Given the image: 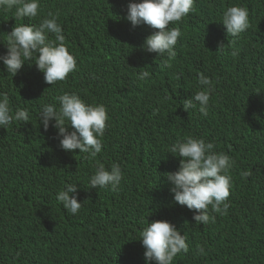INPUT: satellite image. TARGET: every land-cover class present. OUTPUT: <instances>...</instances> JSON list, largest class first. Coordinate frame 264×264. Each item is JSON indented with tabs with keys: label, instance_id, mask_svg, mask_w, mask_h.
Returning a JSON list of instances; mask_svg holds the SVG:
<instances>
[{
	"label": "trees",
	"instance_id": "1",
	"mask_svg": "<svg viewBox=\"0 0 264 264\" xmlns=\"http://www.w3.org/2000/svg\"><path fill=\"white\" fill-rule=\"evenodd\" d=\"M116 4L40 0V14L31 19H17L15 7L0 8V55L6 53L15 25L38 24L51 11L77 61V69L52 86L35 59L25 62L15 76L0 61V93L8 95L13 112L27 108L31 115L27 123L14 121L0 128V264H83L79 224L90 241L122 243L108 264H145L140 233L159 216L172 218L187 236L189 251L173 264H264V216L256 222L264 213V196L250 195L242 176L264 161V0H196L195 11L180 23L182 35L171 59L144 51L140 46L155 30L133 27ZM234 4L248 8L250 20V27L235 38L220 22L224 10ZM234 48L240 50L236 57L231 55ZM183 55L200 67L187 63ZM141 71H148L149 78L138 80ZM200 73L223 96L217 106L211 97L207 116L199 104L189 111L182 105L202 89L197 83ZM65 92L106 107L102 151L94 159L109 169L105 157L120 151L116 164L123 179L117 190L90 188L96 161L79 149L64 151L57 129L50 124L45 130L40 124L41 105L58 106L56 97ZM214 122L230 134L257 133L262 141L230 138L217 148L206 129ZM171 135L181 140L202 137L234 161L229 208L223 215L211 212L214 222L197 224L172 204L173 193L163 175L171 157ZM66 183L78 184L77 199L83 203L76 215L56 199Z\"/></svg>",
	"mask_w": 264,
	"mask_h": 264
},
{
	"label": "clouds",
	"instance_id": "2",
	"mask_svg": "<svg viewBox=\"0 0 264 264\" xmlns=\"http://www.w3.org/2000/svg\"><path fill=\"white\" fill-rule=\"evenodd\" d=\"M196 0H117L115 9L133 27L147 25L154 29L140 46L144 51L156 53L159 56L167 54L169 59L175 57V46L181 37V21L195 11ZM16 8L17 19L38 17L40 14V0H0V8ZM220 22L225 26L227 35L238 37L240 33L250 27L248 8L234 4L227 7ZM171 24L174 27H171ZM5 54L0 55V61L7 72L15 76L24 66L25 62L35 59V66L43 73L44 81L51 86L58 81L67 79L69 73L77 69V61L65 44L63 27L58 23V17L49 11L38 24H18L9 32ZM240 54L234 48L231 55ZM184 56V55H183ZM185 57V56H184ZM187 63L199 68V62L191 56L185 57ZM32 64V63H29ZM148 71H141L138 80L149 78ZM179 79V77H177ZM198 85L203 86L189 99L182 103L184 110L189 111L199 104L202 115H208L209 102L214 99L212 106L221 103L223 96L214 90L212 80L203 73L198 75ZM58 106L53 103L41 105L38 113L39 122L47 130L51 124L57 129L59 147L64 151L79 149L80 153L87 154V158L94 159L102 151V139L109 119L106 107L103 104H88L78 94L65 92L56 97ZM264 105V90L261 94ZM211 106V107H212ZM14 121L27 123L31 115L27 108H17L14 112L9 104L7 94L0 93V128H7ZM206 129L216 138L217 148L230 138H239L247 143L262 141L257 133L230 134L223 125L209 123ZM173 143L169 147L171 157L166 162L167 172L163 175L170 185L173 193L175 208L189 214L191 220L197 224L214 222L211 212L226 214L229 208L228 197L232 186L230 170L234 165L232 158L225 152H217L215 144L204 138L188 136L181 140L171 135ZM162 139L159 141H165ZM216 149V151H215ZM120 153V151H119ZM119 153L107 156L104 162L111 167L108 169L103 163L96 161L95 171L91 175L88 185L90 188H108L117 190L123 179V173L116 164ZM148 157V156H147ZM149 158V157H148ZM150 158H158L152 156ZM246 185L250 195L264 196V161L261 166L252 171H244ZM257 187L254 189V187ZM78 184L66 183L56 194V199L70 214L76 215L82 208L77 199ZM264 216L262 213L257 223ZM123 226V225H122ZM82 235L83 264H108L112 262L120 241L100 242L90 241L85 228L79 224ZM131 233L126 235L129 239ZM144 247L145 264H173L184 253H188L187 236L177 223L168 216H159L153 220L140 233ZM203 254V247L198 248Z\"/></svg>",
	"mask_w": 264,
	"mask_h": 264
}]
</instances>
